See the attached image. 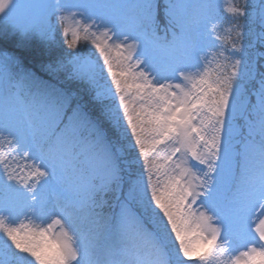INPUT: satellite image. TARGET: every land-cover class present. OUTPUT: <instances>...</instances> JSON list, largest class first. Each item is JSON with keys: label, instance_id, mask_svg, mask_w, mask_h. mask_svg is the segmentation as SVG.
Returning a JSON list of instances; mask_svg holds the SVG:
<instances>
[{"label": "snow or ice", "instance_id": "1", "mask_svg": "<svg viewBox=\"0 0 264 264\" xmlns=\"http://www.w3.org/2000/svg\"><path fill=\"white\" fill-rule=\"evenodd\" d=\"M10 38L0 264H264V0H0Z\"/></svg>", "mask_w": 264, "mask_h": 264}, {"label": "trees", "instance_id": "2", "mask_svg": "<svg viewBox=\"0 0 264 264\" xmlns=\"http://www.w3.org/2000/svg\"><path fill=\"white\" fill-rule=\"evenodd\" d=\"M1 47L9 48L12 51L20 52L21 49L17 47L14 39L10 38L6 43H0ZM58 49V48H57ZM61 50V48H59ZM24 54L26 56V61L33 66L39 65L40 63L47 62L51 57L47 48L41 47L38 42H32L27 49H24Z\"/></svg>", "mask_w": 264, "mask_h": 264}, {"label": "rangeland", "instance_id": "3", "mask_svg": "<svg viewBox=\"0 0 264 264\" xmlns=\"http://www.w3.org/2000/svg\"><path fill=\"white\" fill-rule=\"evenodd\" d=\"M219 2H221V3H223L224 2V0H219ZM223 14V16H224V19H225V22H227V19H228V17H227V13H222ZM57 40H58V45H57V50H60L59 48H61V49H66L67 48V45L66 44H61V42H62V40H63V37L62 36H58V38H57ZM33 42H36V43H38L39 41H33ZM40 43V42H39ZM41 44V43H40ZM43 46L44 45H42L41 44V47L43 48ZM1 47V46H0ZM5 48V47H4ZM44 48H46L45 46H44ZM84 48H85V50L86 51H88V50H91V48H90V46H88V45H85L84 46ZM8 50H10V51H12L11 49H9V48H7ZM48 51V50H47ZM51 58V57H50ZM49 58V59H50Z\"/></svg>", "mask_w": 264, "mask_h": 264}]
</instances>
